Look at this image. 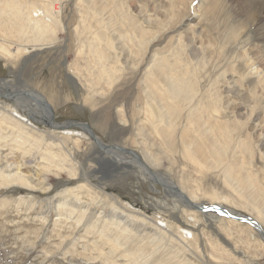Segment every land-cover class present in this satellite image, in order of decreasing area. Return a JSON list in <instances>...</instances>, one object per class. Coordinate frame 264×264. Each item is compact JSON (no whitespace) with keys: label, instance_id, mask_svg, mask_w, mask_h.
<instances>
[{"label":"rangeland","instance_id":"374dc122","mask_svg":"<svg viewBox=\"0 0 264 264\" xmlns=\"http://www.w3.org/2000/svg\"><path fill=\"white\" fill-rule=\"evenodd\" d=\"M75 1L70 0L68 7L64 9L66 14L65 31H58V41L55 44L38 47V45L30 43L27 46V51L21 57L20 64L15 68L0 55V128H4L3 132L6 133L12 130L11 126L6 127L7 124H1L3 113H9L10 110L22 118L25 131L32 129L38 134L45 131H61L62 134L64 132L68 135L67 139L69 138L68 148L74 154V160L77 161L78 165L76 175L66 171L61 172L60 175L53 174V171L45 164L46 160L40 162V156L48 158V153L45 155H38L37 153L35 155H24L21 150L24 146L12 139L5 143L7 146H4L3 142L8 138H2L5 134L0 133V152H2L0 163L2 162L3 166L10 165L5 168V174H13L17 170L16 172H19L25 178L28 175L40 174L41 172L43 178L47 177V179H43V187H39L27 178L32 186L37 187L36 189L26 188L25 185H20L18 182L8 186H0V264H137L126 256L127 253L137 254V247L141 243L152 246L159 244L158 242L165 245L148 259L147 262L149 263L156 261L159 262L158 264H188L187 259L183 263V258L186 257L193 261L192 264H264V243H262L264 239L259 240L260 233L256 228L250 226L251 228L248 230L249 226L247 228L240 227L248 230H242L243 233L241 231L239 234L243 238L247 236V242L246 240L240 241L235 233L222 232L221 228L227 225L226 220L224 218L222 220V215L214 211L205 213L186 204L184 205L177 196L170 195L171 190L167 191L168 188L166 190L165 186L156 182L151 176L152 179L149 178L148 173L150 171H148V167L155 173H159L172 181V185L179 186L181 183H185L189 188L191 186L198 191L200 202L205 205L215 204L252 218L256 216L255 212H249L245 207L242 208V206L234 203L235 196L231 193V187H234V184L224 185L220 168L214 169L215 171L201 172L190 163L170 162L166 155V158L162 155L164 153L161 150L165 148L162 147L161 138L160 136L155 137L154 133L152 134L155 119L146 113V103L154 99L143 95V88H141V80H144L143 78L147 74L145 69L152 64L154 52L160 49L158 58L165 55L169 61H173L175 58L181 57L180 62L182 64L180 67L186 78L193 83L196 82V75L200 74L201 81L196 85V91H199L196 102L209 100V111H212L211 101H215L214 105L218 101L206 92V89L209 86L222 89L221 100L225 107L217 111H220L223 121L228 119L225 116L234 114L239 117L250 115L252 124L260 123V125H264L263 88L260 83H257V80L260 82V79L251 77V80L247 78L244 83L242 81L244 79L243 75L247 73L242 60L245 55L244 51H247L248 57H251L249 60L254 59L258 69H263L262 60H264V57L259 46L264 45V37H261L264 16L259 17L261 21H255V25L247 24L248 20L238 9L240 4L234 0H192L190 5L191 0H181L180 3L179 0H126L128 7L123 9L130 8L131 14L141 23H150L146 27L153 33L156 32V38L152 42L142 66L138 68L134 59H129L131 68H124L119 72V77L115 82L110 85H98L93 92L83 83L82 77L76 75L72 71L73 69L70 68L71 64L82 60L77 57L79 43L74 31L78 20ZM238 1L241 2V0ZM213 4H215V8L212 7ZM201 8L202 11H210L211 9L214 11L213 13L210 12L211 19L203 22L198 21L197 14L200 13ZM106 13L110 14L112 10L109 9ZM214 13L216 17L218 16L216 20L215 15L213 17ZM224 17H227V19H224ZM237 22H240L238 26L234 24ZM119 23L123 29L126 28L123 22L119 21ZM241 23L243 24V32L235 43L238 46L234 45V47V39L231 36L222 37V34L229 30L230 24L236 25L237 29L239 28V31H241ZM245 25H248L249 28H246ZM201 28L207 34L206 37L202 35ZM216 30L218 31L215 32ZM252 31H256V33ZM248 33L251 36L250 38H248ZM194 35L197 36L195 45L203 47H200L201 49L198 52L190 50L188 38ZM150 36L151 34H148V37ZM205 38L211 40L210 43L206 42V51L204 46L201 45ZM180 40H183L185 44ZM184 47L183 54H179L182 52L179 49L183 50ZM189 55H195L188 64L192 71H188L186 68V63L190 59ZM134 66L136 67L133 68ZM236 67L241 71L242 77L241 74H238L239 72H235ZM234 73H237L235 79L242 81L241 86L246 90V94L239 95L236 91H224L225 85L222 84L233 82L234 78L232 79V76H234ZM161 86L165 88L166 84L161 82ZM21 90L43 98L45 102L49 103L52 111L47 109L48 107L42 104L38 97L27 98L31 109L29 107V110H25L17 104L16 100L20 96L24 98L28 95H17L13 98L2 96V94L7 95ZM146 92H150L148 85ZM160 92L165 94V89H161ZM52 93L58 99L54 98ZM228 98H231L229 100L231 104L236 105L233 107L227 106L226 101ZM38 101L42 104L41 106ZM180 102L186 104L187 99L180 98ZM43 110H48L49 114L51 113L49 120L41 116ZM186 112L187 108L184 109L183 115ZM185 118L182 119L183 124ZM51 120L57 124L65 123L68 127L64 130L53 128L50 125ZM76 122L88 124L101 140V145L115 144L132 149L146 165L133 163L131 160L133 156L128 153L118 151V156H113L108 151L104 152V149L99 146L87 130L80 125H68V123ZM247 129L250 130V128ZM137 130L147 133L145 139L140 135L138 137L140 141L145 140L144 147L136 142ZM13 137L12 135L9 136V138ZM25 138L34 144L35 151L40 150L38 144L40 138H30L29 134H26ZM76 138H79L78 144L74 142ZM251 140L255 145L257 137L252 134ZM257 145L260 149H263L260 143L256 142L255 146L257 147ZM145 153H153L161 157L159 159L160 165L151 162L150 156L148 157ZM123 159L126 160L123 161ZM55 161L60 162V159ZM251 162L257 179L264 183V158L262 159L263 165L258 163L257 157ZM141 166L147 169V174L142 172ZM84 182L87 185L91 184V191H95L101 196L106 195V193L113 194L131 209L143 212L151 218L147 219L148 222L144 224L140 220L130 221L126 216L120 217L122 222H127L129 228L131 227L136 232V236L133 241L128 242V246H118L125 239V236L118 232L106 230L108 237L118 236L116 248L111 249L107 242H103L102 239L99 240V235L92 234L93 232L90 233L86 229L94 221H98L97 218L101 213L104 218L106 214L113 213L114 215V210L106 203L91 200L86 196L91 194V192H87V188L83 190L82 204L72 199L68 202L69 197L67 195L70 194L63 192V190L67 187H77ZM229 186L231 187L229 188ZM73 190L76 191V188ZM215 190L221 192L219 194L221 198L216 199L217 201L213 200L211 195L209 197V194ZM227 194L229 196H226ZM59 201L69 206H66L67 212L72 209V206L76 208L75 213L82 211L80 207L84 206V208H92L93 213L89 209V214L87 212L86 217L83 218L84 220L82 219L80 222L81 225L76 222L75 217H77V214H72L74 216L73 220H67V222L61 220L62 223L57 224L60 227L56 226L54 220L57 218ZM194 202L199 204L197 200H194ZM185 209L188 211L186 212ZM192 211H196L199 217L191 216L190 212ZM238 223L240 225L251 224L242 221ZM260 224L264 227V219H261ZM233 226L235 227V225ZM160 228L167 232L162 233ZM235 228L233 231L240 229ZM181 229H188L194 233V237H192L193 233L184 232L186 237L195 243V246L191 248L192 251L182 252L177 247V241L180 238L175 234H178ZM250 230L253 232L250 233ZM244 232L245 234L249 233V235H244ZM169 235L172 237H169ZM159 236L165 240H160ZM168 238L169 240L171 238V240L168 241ZM174 239H177V241H174ZM218 246H223L229 250L228 255L221 257L219 261L218 258H214L210 254L211 250ZM149 250L151 252L150 248ZM230 259H237L240 262L230 261Z\"/></svg>","mask_w":264,"mask_h":264},{"label":"bare ground","instance_id":"6f19581e","mask_svg":"<svg viewBox=\"0 0 264 264\" xmlns=\"http://www.w3.org/2000/svg\"><path fill=\"white\" fill-rule=\"evenodd\" d=\"M234 1L240 4L241 7L238 6V9H240L241 14H243L246 20H248L247 24L249 23L250 25H255L254 24L256 23L255 21L258 22L261 21L259 17L261 18L264 16V0H241V2H239L238 0H234ZM69 2L70 0H0V55L5 58L7 63H9L12 67L15 68V66L20 64L21 57H23V55L27 51V46L30 43H33L34 45H38V47L39 46L44 47L45 45L55 44L58 41L57 40L58 31L59 32L65 31L64 22H65L66 14L64 12V9L68 7ZM178 2L180 3L181 0H179ZM191 2L192 0L189 2V5ZM214 5L215 4H213L212 6L213 8H215ZM125 7H128V2L126 0H76L75 1V8L77 13L76 15L78 16V20L74 31L79 43L77 57L79 59L81 58L82 60L74 62L73 64L70 65V68L73 69L72 71H74L76 75L82 77L83 83L87 85L88 89L93 92L95 91V89H97L98 85H103V86L110 85L113 82H115L119 77L118 76L119 72L124 68H131L129 59L131 58L134 59V62H136V66L138 68L142 66L143 62L145 61V56L148 53L152 42L156 38V32L153 33L150 29L146 27L147 25H150V23L147 22L141 23L140 20L136 19L131 14V12L129 11L130 8L123 9ZM109 9L112 10V13L105 14V12ZM210 12L213 13L214 11H212V9L210 11L207 10L202 11L201 8L200 13L197 14L199 17L198 21L203 22L211 19ZM215 13L213 14V17ZM217 17L215 15V20L217 19ZM225 18L227 19V17H224V19ZM119 21L125 24L126 26L125 29L121 27ZM222 21L224 22V20ZM239 23L240 22L234 24H237L238 26ZM234 24L232 25L230 24L231 27H229V30L226 31L225 33L223 32L224 34H222V37L231 36L234 39L233 46L236 45L235 43L237 42V40L239 39V37L243 32L242 23H241L242 24L241 31H239V28L237 29V26ZM222 27H224V25H222ZM245 27L247 28L248 25H245ZM217 31L218 30H216L215 32ZM201 33L206 37L207 34L204 33V30L202 28H201ZM254 33H256V31ZM261 33H262L261 37H264V26H262ZM148 34H151V36L148 37ZM250 34L252 33L250 32ZM248 36H249L248 38L251 37L249 33ZM196 37L197 36L195 35L190 36L188 38V41L190 44V50L198 52L203 47L199 45L198 46L195 45ZM207 40L205 38L203 40V43H201V45L204 46L205 51H206L205 48L206 42L209 43L211 42V40L208 41ZM180 41L183 44H185L183 40ZM259 49L261 50V53L264 57V45L259 46ZM159 50L160 49L154 52V59L152 64L150 65V67L145 69V72L147 74L144 76L143 78L144 80H141L142 83L141 88H143V92H142L143 95L150 96L154 99L146 103V113L147 115H151V117L155 119V124L152 127V134L154 133L155 137L160 136L161 138L160 140H161V144L163 145L162 147L165 148L161 150V152L164 153L162 155H164V157L166 155L170 162L176 161L180 164L190 163L195 166V167L193 166L194 168L198 169L201 172H209L214 169L220 168L222 173L220 174L223 178L224 185L234 184L233 185L234 187L229 186V188L230 187L232 188V190L230 189L232 195L235 196L234 203L236 205L242 206V208L245 207V209H247L249 212H255L256 215L254 217L255 219L253 218L254 222H248L243 219L244 216L247 215L240 214L235 211H233L235 215L234 217H229L223 214H219L222 215V220L224 218L227 224L224 225V227L222 228L220 227L222 229V232L225 231L227 234L233 232L235 233L236 236L238 235L237 237L238 239H240V241L246 240L247 242L248 240L247 236L243 238L242 235L239 236V234L241 233L242 230L248 231L251 228L250 226H253L260 233L259 240L264 239V232H261L258 229L259 225L261 226L260 224L261 219L262 220L264 219V183H262L261 180L257 179V175L255 174V171L252 168L253 166L251 162L253 159L257 157L258 163L263 165L262 159L264 158V125H260V123L256 125L252 124L250 120V115L239 117L237 114H234L232 116H225L229 120L227 119V121H223L222 117L220 116V111H217V110H222V108L225 107L223 106L221 100V97L223 95L221 91L222 89H216L212 86H209L206 89V92L210 93V95L214 96L216 101H218L216 105H214L215 102L214 100L211 101L212 111H209L210 110L209 100L208 101L199 100L198 102H196L198 96L197 93L199 92L196 91L197 90L196 85H198L199 82L201 81L200 74L196 75L197 78L196 82L193 83L192 81L186 78V75L184 74V72L180 67L182 64L180 62L181 57L175 58L173 61H169L168 57L165 55H163L161 58H158L157 56ZM179 51H182L179 54H183V52L185 51V47L183 48V50L180 48ZM244 53L245 55L243 56L242 60L244 67L247 70V73L243 75L244 79L242 81L244 83L245 80H247V78L251 80V77L260 79V82H258L257 80V83H260V86L263 88V102H264V60H262L263 69L262 70L260 68L258 69L257 65L254 63V59L249 60V58L251 57H248V52L244 51ZM134 55L135 57L133 58ZM188 57L190 59L189 62L186 63L187 65L186 68L188 71H192L191 68L188 67V64H190V62L193 60L195 55H189ZM136 66H134L133 68H135ZM237 68L238 67H236L235 72L237 71L239 72L238 74H241V71ZM235 74L237 73H234V76H232V79L234 78L233 82H229V84H225V83L222 84L225 85L224 91L227 92L236 91L239 95L246 94V90L241 86L242 81L236 80ZM161 82H164L166 84L165 88L161 86ZM147 85L150 87V92H146ZM161 89H165V94H162L160 92ZM17 95H28L25 96L24 98L20 96L16 100L17 104L22 106L25 110H29V107L31 109V105L27 102L28 100L27 98L38 97L36 95H33L31 92H27L24 90L14 93H9L7 94V97L13 98L14 96ZM53 97L58 99V97L55 96L54 94ZM180 98L187 99V103L183 104L182 102H180ZM39 99H40L39 101L42 102V104H45L46 107H48L47 109H50L52 111V108L50 107L49 103L45 102L43 98H39ZM229 100H231V98H228V100L226 101L227 106L233 107L236 105V104H231ZM39 101L38 103L41 106L42 104ZM186 108H187V112L183 115L184 109ZM41 116L44 118H48L49 120L51 117V113L49 114L48 110H43L41 111ZM183 117H186L184 124L182 122ZM22 122H23L22 118L18 116L14 111L9 110V113H3L1 124L5 123L7 124V126L5 125L6 127L11 126L12 128V130L7 133L3 132L4 128L2 127L0 128V133L3 132L5 134L4 136H2V138L5 139L8 138L3 142L4 146H7V144L5 143L12 139L16 143H20V145L24 146L22 149L20 147L24 155L25 154L35 155V153H37L38 155L39 154L45 155L48 153V158H45L44 156H40L41 158L40 162L46 160L45 164L48 166V168L51 171H53V174L60 175L61 172L66 171L72 175L73 174L76 175V172L78 171V165H77V161L74 160V154L68 148L69 138L67 139L68 137L67 134H64V132L62 134L61 131L60 132L45 131L42 132L41 135L36 133L32 129L25 131L24 130L25 127L22 125ZM50 125L53 128H57L59 130L67 129L66 127L67 124L65 123L57 124V123H53V121L51 120ZM231 126H235V127H231ZM247 128H250L251 131ZM26 134H29L30 138H40L38 143L40 150L35 151L34 144L25 138ZM146 134L147 133L142 130H137L136 133L137 136L136 142H138L142 147H144L145 145L144 142L145 140L140 141L138 140L139 139L138 137L140 135L141 137H144L143 139H145ZM252 134H254L257 137L256 142L260 143L263 149H260L259 145H257L256 147L255 146L256 142L254 145V143L251 140ZM10 135L14 137L9 138ZM258 137H259V141H258ZM74 142L78 144L79 138L74 139ZM99 143H102L100 139H99ZM118 151L119 150L117 149L108 150L109 154L111 155L113 154V156L114 155L118 156L117 155ZM1 153L2 152H0V156ZM145 154L148 157L150 156L151 162L155 163L156 165L157 164L160 165L161 162L159 161V159L161 157L153 153L150 154L145 153ZM58 159H60V162L55 161ZM124 160L126 159H123V161ZM131 160L133 163L136 164L139 163L140 165L142 164L144 166L146 165L144 161L140 163L139 159L135 158L134 156L133 159L131 158ZM28 161L30 162V160ZM54 162L55 164H53ZM2 164L3 163L1 162L0 186H8V185H12L14 182H18L20 185H25L26 188L36 189L37 187L32 186L28 182V179L34 182L39 187H43V179H47V177L43 178L42 172L40 174L34 173L28 175L27 176L28 179L23 177L19 172H16L17 170L13 174L11 173L5 174L4 173L6 172L5 168H8L10 165L5 163L6 165L3 166ZM141 167L140 169L142 170V172L147 174V169ZM148 171H150L148 173L149 178L150 179L153 178L157 182L156 177H158V179L163 184H165L166 190L167 188L169 189V187H176L178 190H180V191H170L169 189L167 191L171 192V194L169 193L170 195L174 197L177 196V198L181 202H183L184 205L186 204L187 206L193 207L189 205L188 203L189 200L193 202L194 200H197L199 204L200 203L202 205L204 204L203 202H200L201 199H199L200 195L197 194L198 191L193 189L191 186L189 188V186H186L185 183H181L179 186H175V184L172 185L173 184L172 181L168 180L166 177L162 176L159 173H156V177H155L153 173H151L150 167H148ZM90 186L91 184L87 185V183L84 182L83 184H80L77 187H67L63 190V192L70 194L67 195L69 197V198L67 197L68 202L69 200L72 199L75 200L77 203L82 204L81 199H83V192H84L83 190L87 188L88 191L87 190L86 191L91 192V194H88L86 196H88L91 200L103 202L104 204L106 203L107 205L112 207V209L114 210L113 211L114 215L113 213L108 215L106 214V217L104 218L102 217V213L99 215V217L95 215L98 217V218L95 217L97 218L98 221L97 222L94 221L93 223L91 222L92 224H90L86 229H88L90 233L93 232L92 234L95 233L99 235L100 236L99 240L102 239L103 242L104 241L107 242L110 245L111 249L116 248V241L118 239V236L115 235L113 238L108 237L106 235V230L118 232L121 235L125 236V239L122 242H120L118 246H122V247L128 246L129 244L128 242L133 241L134 237L136 236V232H134L131 227L129 228L127 222H122L120 217L126 216L130 221L140 220L144 222V224L148 222L147 219H151V218L146 214H144L143 212L131 209L130 207H128V205L125 202L123 203L119 198H117L113 194H107L105 192L106 195L101 196L97 192L91 191ZM75 188L76 191L73 190ZM182 192L185 195L187 194L186 195L187 198H184L185 196L182 194ZM220 193L219 190L218 191L215 190L214 192L209 194V197L211 195V198L213 200L219 199L221 198L219 195ZM228 193L230 194V192ZM226 196L229 195L227 194ZM59 203L60 205H58L57 207V216H56L57 218L54 220L56 226H59L57 224H59L61 220L64 222H67V220H73L74 216L72 214H77L76 215L77 217H75L76 222L81 225L80 222L82 221L83 218L86 217V214L90 209L81 206L80 210L82 211H77L75 213L76 208L75 206H72V209L69 212H67L66 206L67 207L69 206L65 205L64 202L62 201H59ZM91 209L90 212L92 211ZM185 211L187 212L188 210L185 209ZM99 213L100 212L98 211V214ZM190 215L194 216L195 218L199 217L196 211L190 212ZM239 221L248 222L249 224L250 223L251 224L240 225V223H238ZM256 223H258L257 224L258 226L255 225ZM153 225H155V223H153ZM233 225H235V227L238 228L240 227L247 228L248 226L249 227L248 230L247 229L244 230L240 228L237 231L235 230L233 231V229H236ZM94 228H96L97 230ZM187 231L189 233H193L191 230L188 229H181L178 231V234L173 233L175 235H178L180 238L179 241H177V239H174V241H177L178 245L177 243L176 245L177 247L180 248V251L182 252L190 251L191 248L195 246L194 245L195 243L191 242V239L187 238L186 235L184 234V232ZM263 231H264V227H263ZM166 232L167 231L162 230V233H166ZM251 232L253 231L250 230V233ZM154 235L156 236V234ZM170 235L169 237H172ZM192 235H193L192 237H194V233ZM244 235H249V233L245 234L244 232ZM160 240L163 239L161 238ZM170 240L168 238V241ZM158 243L159 244L152 246H147L146 243H141L137 247V254L127 253L126 256L129 257V259H131L132 261H135V263L137 264H158L159 262L156 261H153L152 263L147 262L149 258H151L155 253L159 252L161 247L165 245L162 242H158ZM262 243L264 242L262 241ZM94 248L96 249L95 246ZM149 248L151 249V252ZM228 252L229 250L226 249L225 247L218 246V247H214V249L211 250L210 254L214 258H218L219 261L221 257L227 256ZM186 259L188 260L187 261L188 264L193 263V261L189 260L186 257L183 258V263H185ZM235 260L237 262H240L237 259ZM235 260L230 259V261H234V262Z\"/></svg>","mask_w":264,"mask_h":264},{"label":"water","instance_id":"95a60500","mask_svg":"<svg viewBox=\"0 0 264 264\" xmlns=\"http://www.w3.org/2000/svg\"><path fill=\"white\" fill-rule=\"evenodd\" d=\"M2 96L7 97V95H3V94H2ZM68 125H75V126L76 125H80L82 128H84L85 130H87L94 137L95 141L99 144V146H101L104 149V151H108V150H112V149H117V150H119V152L128 153V154L134 156L135 158H138L140 162H143V160L140 158V156L137 153H135V151H133L132 149L123 148V147H120V146L115 145V144H112V145L103 144V145H101L99 143L98 136L95 134V132L93 131V129L88 124H86V123H81L80 124V123L76 122V123H68ZM66 127H68V126L66 125ZM151 173H153V175L156 177V173L154 171L151 170ZM156 180H157V182L159 184H162L163 186H165V184H163L158 179V177H156ZM169 189L171 191H180L176 187H169ZM182 194L185 196L184 198H187L186 195L183 192H182ZM188 203H189V205L193 206L195 209H198V210H200L202 212H205V213H209L211 211H214V212H217L219 214H223V215H226V216H229V217H234L235 216L234 213L231 210L226 209V208H224L222 206H219V205H215V204H210V205L203 204L202 205L201 203L200 204H197V203H195V202H193L191 200H189ZM243 219L245 221H248V222H254V219L252 217H249V216H244ZM257 224L258 223H256L255 225H257ZM258 229L261 232H264L263 231V227H261L260 225H259Z\"/></svg>","mask_w":264,"mask_h":264}]
</instances>
